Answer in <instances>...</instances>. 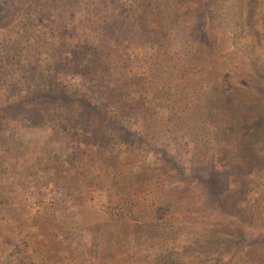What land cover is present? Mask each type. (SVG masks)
I'll return each instance as SVG.
<instances>
[{
    "label": "trees",
    "instance_id": "obj_1",
    "mask_svg": "<svg viewBox=\"0 0 264 264\" xmlns=\"http://www.w3.org/2000/svg\"><path fill=\"white\" fill-rule=\"evenodd\" d=\"M107 1L0 0V190L15 172L24 179L8 166L12 158L35 176L36 157L43 152L54 163L51 142L73 132L104 168L63 184L68 194L98 183L116 211L142 221L149 241L166 244L183 230L167 216L183 221L190 206L217 205L224 224L208 237L217 231L219 245L203 250L210 264H232L241 247L262 241L245 224L260 210L264 189V161L252 153L264 144V0H197L202 10L193 16L191 0ZM6 6L9 14L1 11ZM202 13L212 26L225 24L235 45L246 28L240 52L215 59L207 42L190 49L194 32L186 21ZM140 44L148 49L138 58ZM68 73L76 84L64 80ZM21 132L35 134V152H27ZM144 152L161 164L152 166ZM15 208L0 197L1 215ZM37 222L43 231L59 224L52 213ZM126 239L141 241L137 233ZM40 248L47 264L57 263L58 242Z\"/></svg>",
    "mask_w": 264,
    "mask_h": 264
},
{
    "label": "rangeland",
    "instance_id": "obj_2",
    "mask_svg": "<svg viewBox=\"0 0 264 264\" xmlns=\"http://www.w3.org/2000/svg\"><path fill=\"white\" fill-rule=\"evenodd\" d=\"M191 1L194 2L190 3L187 16H193L202 10L200 1ZM213 8L218 10L216 6ZM1 11L3 14H9V6ZM215 21L221 22L216 19ZM186 22L187 25L193 26L194 32V43H189L190 49L196 47L195 42L197 45L203 43L205 45L207 42L215 59H221V56L229 55L231 52H240L238 49V46L242 47L240 39L247 38L245 28L244 34L239 33V43L235 45L232 39L233 32L224 33L223 28L226 25L222 22L221 27L220 24L212 26L207 13L196 14L192 21ZM2 31L0 28V34ZM250 38L253 39L251 36ZM256 47L261 50L259 44ZM147 49L146 44H140L134 55L138 58L143 57ZM240 58L241 56L237 57L238 60ZM64 80L70 85L77 83L76 76L72 73H68ZM111 111L114 112L115 108L112 107ZM36 130L41 137L42 132L38 128ZM21 133H24L26 143L31 144L27 152L30 154L35 152L36 149L32 147V142H36L35 134ZM179 134L182 135L183 132ZM60 136L55 143L51 142L54 163L49 161L43 152L37 157H32L39 160V165H35L36 159L32 162L34 169L38 171L35 176L30 172L26 173L27 165L21 158L14 157L9 162L8 166L12 170H21L25 176L24 179L22 176L16 179L17 172H15L7 188L0 190V197H5L16 205L14 211L5 215L0 214V264H47L46 256L40 253V247L55 241L60 244L59 259L56 264H174V262L175 264H210L203 246L207 247L208 252L217 249L219 245L218 237L215 235L217 231L212 237H208V232L217 230L222 223L224 224V216L217 205L190 206V210L184 213L186 218L183 221L177 220L179 216H167L168 224L171 222L173 227L181 225L178 227L183 229L179 230V234L177 232L176 243L149 241V229L140 226L142 221L130 218L127 210L116 211L109 197V191L98 183L85 184L73 189V194H68L63 184L74 181L76 175L86 172L98 176L103 171L104 165L92 158L95 154L90 150V145L86 143L84 136L75 135L73 132ZM192 149L193 144H190V151ZM188 150L186 146L184 153ZM252 153L253 157L264 161V144L256 146L252 149ZM143 156L152 166L156 163L161 164L157 157L152 156V152H144L140 157ZM57 169H60V172H57ZM46 171L50 172L46 174ZM262 176L264 178V173ZM256 180L260 178L257 177ZM253 187H256V184H253ZM248 191L252 190L248 188ZM252 194L254 193L249 195ZM261 194L262 197H259L261 208L259 211L254 208L253 220L246 222L245 229L248 234L261 238L262 241L259 243L250 241L246 246L241 247L232 264H264V189ZM150 198L151 195L148 194L147 199ZM51 213L59 224L57 228L48 226L43 231L41 223L37 221L45 219ZM244 213L245 211L242 214ZM231 217L240 226L244 225L239 212L233 210ZM161 224L162 220L158 225ZM171 229L168 225L167 231ZM129 231L132 233H128ZM134 232L140 237V243L130 239L125 240L127 236H134ZM188 238L190 248L184 251L182 246L187 248Z\"/></svg>",
    "mask_w": 264,
    "mask_h": 264
}]
</instances>
